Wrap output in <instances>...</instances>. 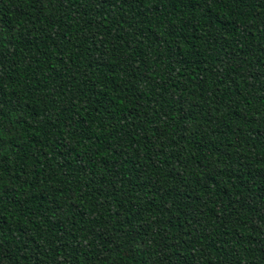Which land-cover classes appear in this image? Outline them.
<instances>
[{"label":"trees","instance_id":"16d2710c","mask_svg":"<svg viewBox=\"0 0 264 264\" xmlns=\"http://www.w3.org/2000/svg\"><path fill=\"white\" fill-rule=\"evenodd\" d=\"M0 264H264V0H0Z\"/></svg>","mask_w":264,"mask_h":264}]
</instances>
